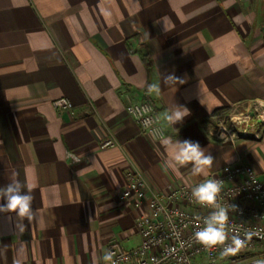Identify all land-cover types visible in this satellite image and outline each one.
Returning <instances> with one entry per match:
<instances>
[{"label":"crops","instance_id":"0c3cea01","mask_svg":"<svg viewBox=\"0 0 264 264\" xmlns=\"http://www.w3.org/2000/svg\"><path fill=\"white\" fill-rule=\"evenodd\" d=\"M63 96L72 109L54 105ZM144 99L162 114L161 139L126 109ZM260 101L264 0H0V187L33 185L37 212L23 234L0 213V264H100L111 240L138 244L146 205L122 197L134 168L158 190L196 186L240 155L264 180ZM178 104L190 114L172 125ZM237 104L254 116L248 136H212ZM108 137L118 144L102 149ZM178 140L212 155L206 175L169 166ZM245 255L232 263L264 260Z\"/></svg>","mask_w":264,"mask_h":264},{"label":"built area","instance_id":"2783aa9c","mask_svg":"<svg viewBox=\"0 0 264 264\" xmlns=\"http://www.w3.org/2000/svg\"><path fill=\"white\" fill-rule=\"evenodd\" d=\"M53 103L60 111L73 107L72 101L64 96L56 98ZM126 109L136 118L143 132L156 139L166 135L162 114L152 101H134ZM260 116L263 117L264 112ZM254 120L250 111L237 104L213 122L210 133L220 140L234 142L248 136ZM117 144L114 137H108L101 140L100 147L105 149ZM127 175L122 197L132 198L136 208L145 204L146 210L139 213L134 222L140 236L138 244L125 247L118 239L108 243L104 255L113 253L115 264H233L235 257L264 250V180L240 155L235 161L211 171L206 179L222 181V190L217 198L221 205L237 206L235 212L229 211V240L226 244L231 243L232 234L238 233L244 238L246 233H252L245 247L227 256L223 255L222 245L205 247L194 239L198 226L203 227V218L214 210L211 206L201 205L192 196L195 186L182 183L158 190L136 168L128 171ZM100 264L111 262L102 259Z\"/></svg>","mask_w":264,"mask_h":264},{"label":"clouds","instance_id":"9594fccd","mask_svg":"<svg viewBox=\"0 0 264 264\" xmlns=\"http://www.w3.org/2000/svg\"><path fill=\"white\" fill-rule=\"evenodd\" d=\"M163 30L167 31V19H162ZM151 87V86H150ZM264 107V101L259 102ZM189 110L183 105H177L174 109H170L165 119L172 125L182 123L184 118L188 116ZM166 144L169 141H164ZM214 158L211 154H207L205 149L200 146L198 142L191 140L176 141L172 145V155L169 166L173 170H177V165H185L188 162L193 163V175H206V168H210L213 164ZM25 189H27L25 191ZM222 190V181L218 179H209L203 183L192 188V196L201 205L211 206L214 210L203 218V227L198 226V230L193 234L196 242L205 247H213L216 245L223 246V255H231L238 252L241 248L251 240L252 233H246L244 238L238 233L232 234L229 240L228 220L229 211H236V205H221L217 198ZM34 191L33 185H26L19 180H12L7 185L0 187V213L9 214L15 213L16 229L20 234H23L27 225L24 220L27 219L29 224L37 217L36 210L33 209V201L35 199L32 194ZM19 251L23 253V243L20 244ZM105 262L113 261V253L108 252L103 256ZM17 264H20L18 261ZM256 264H264V260L256 261Z\"/></svg>","mask_w":264,"mask_h":264},{"label":"rangeland","instance_id":"374dc122","mask_svg":"<svg viewBox=\"0 0 264 264\" xmlns=\"http://www.w3.org/2000/svg\"><path fill=\"white\" fill-rule=\"evenodd\" d=\"M230 111H231V110H230ZM230 111H229V112H230ZM246 256H247V254H246L244 257H246ZM241 258H243V257H239L238 260H240Z\"/></svg>","mask_w":264,"mask_h":264},{"label":"trees","instance_id":"16d2710c","mask_svg":"<svg viewBox=\"0 0 264 264\" xmlns=\"http://www.w3.org/2000/svg\"><path fill=\"white\" fill-rule=\"evenodd\" d=\"M145 58H146V60L148 61V63H149V59L147 58V56H145ZM247 254V253H246Z\"/></svg>","mask_w":264,"mask_h":264}]
</instances>
